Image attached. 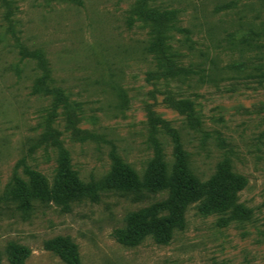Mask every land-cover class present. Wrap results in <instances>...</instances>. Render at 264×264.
<instances>
[{
  "label": "rangeland",
  "instance_id": "rangeland-1",
  "mask_svg": "<svg viewBox=\"0 0 264 264\" xmlns=\"http://www.w3.org/2000/svg\"><path fill=\"white\" fill-rule=\"evenodd\" d=\"M149 9L176 11L189 31L166 29L173 61L145 51ZM171 129L201 184L224 158L244 177L239 215L194 203L167 242L128 247L116 239L127 215L165 194L29 210L7 195L24 167L51 187L64 155L86 184L115 157L140 178L157 149L171 166ZM56 236L83 264H264V0H0V264L10 242L28 249L24 264H64L44 248Z\"/></svg>",
  "mask_w": 264,
  "mask_h": 264
},
{
  "label": "trees",
  "instance_id": "trees-1",
  "mask_svg": "<svg viewBox=\"0 0 264 264\" xmlns=\"http://www.w3.org/2000/svg\"><path fill=\"white\" fill-rule=\"evenodd\" d=\"M140 13L143 21L156 27L145 51L157 56V61H173L165 53L166 29L170 25L175 34L186 35L189 32L188 29L176 25L178 13L174 10L152 9ZM169 136L173 144L172 165H168L161 150L157 149V155L149 161L141 178L128 164L115 157L111 170L100 182L86 184L71 171L69 159L64 155L51 187L42 174L24 167L27 179H15L7 195L18 202L20 209L29 210L34 201L61 204L66 209L71 202L84 198L97 202L101 191L128 193L137 197L165 194L164 199L127 215L126 224L119 230L116 239L128 247L139 245L147 237L158 243L167 242L175 230L185 227L186 209L194 203L201 204L199 210L202 214L226 213L232 206L231 216L239 215L242 209L234 206L233 201L237 193L245 187L246 181L243 176L233 171L230 160L222 159L208 182L201 184L190 170L179 134L171 129ZM44 248L64 264H83L77 245L68 237L56 236L48 239L44 242ZM6 254L9 264H24L29 251L24 246L10 242Z\"/></svg>",
  "mask_w": 264,
  "mask_h": 264
}]
</instances>
